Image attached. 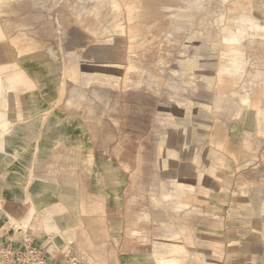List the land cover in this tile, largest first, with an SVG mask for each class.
I'll list each match as a JSON object with an SVG mask.
<instances>
[{"label":"rangeland","instance_id":"rangeland-1","mask_svg":"<svg viewBox=\"0 0 264 264\" xmlns=\"http://www.w3.org/2000/svg\"><path fill=\"white\" fill-rule=\"evenodd\" d=\"M249 17L264 27V0H0L2 57L39 92L34 106L18 108L19 135L4 146L37 147L51 117L84 119L76 120L112 132L119 170L148 198V217H127L132 242L150 247L139 229L157 226L168 244L171 228L183 264L205 248L217 256L206 264H264V29L227 38ZM234 50L244 63L231 76ZM129 73L139 85H127ZM29 215V236L46 240L50 258L61 253L53 218L37 229L44 217L33 205ZM12 218L4 224L18 226ZM74 250L84 264L97 251Z\"/></svg>","mask_w":264,"mask_h":264},{"label":"crops","instance_id":"crops-1","mask_svg":"<svg viewBox=\"0 0 264 264\" xmlns=\"http://www.w3.org/2000/svg\"><path fill=\"white\" fill-rule=\"evenodd\" d=\"M252 21L261 27L258 30L264 29L261 24ZM1 50H5L4 45H0V112H6L8 124L0 135L6 137L4 142H0V195L5 198L0 200V242L22 247L24 239L29 237L36 246L45 250L46 257L53 264H66L67 255H76L80 259L74 250L80 247L97 250L87 252L88 264H160L159 260L163 259L183 264L175 254L184 252V249L175 240L176 231L171 228H167L168 234L174 240L168 244L158 240V234L163 230L157 226H149L148 231L144 229L145 226L139 229L140 238L146 236L147 232L152 238L154 244L148 248L139 247L129 238L131 230L127 217L136 213L139 219L148 217V212H142V207L148 206L143 203L148 198L131 192V174L126 169L119 170L116 143L109 137L112 132L105 131L103 136L98 127L89 123H83L82 126L84 119L69 114L73 118L65 117L63 121L52 125L53 118H50V124L39 135L37 147L36 142L27 140H24L28 144L26 149L22 146L12 149L4 146L10 145L11 141L16 142L19 135L18 108L34 106L39 100V92L24 70L6 63ZM38 76L40 83H44V73L40 72ZM139 83L133 81L131 73L128 74L127 85L137 86ZM244 101L248 102V99ZM47 118V114L43 113L38 120L44 122ZM178 143L175 140L171 145L176 146ZM86 151L89 152V166L83 157ZM17 160H22L24 166L20 167ZM2 168L11 169L14 175L2 177ZM30 181L29 190L25 191V184ZM177 184L180 190L185 189L182 182L178 181ZM180 203L183 202H178V207ZM32 205L44 217L37 222V229L43 227L41 224L46 222L45 216L54 220L51 230L56 233L53 237L55 247L65 249L53 258L46 254V240L29 236L23 228L28 226L32 229L34 226L29 215ZM65 209L67 212L61 214ZM155 214L156 220L163 216L158 210ZM9 216L18 220V226L4 224ZM205 250L207 252L203 256L193 257L186 264L212 263L217 257L215 252L212 253L211 248Z\"/></svg>","mask_w":264,"mask_h":264},{"label":"built area","instance_id":"built-area-1","mask_svg":"<svg viewBox=\"0 0 264 264\" xmlns=\"http://www.w3.org/2000/svg\"><path fill=\"white\" fill-rule=\"evenodd\" d=\"M66 264H82L75 255H67ZM0 264H53L45 255L43 248L36 246L26 237L22 247L0 242Z\"/></svg>","mask_w":264,"mask_h":264},{"label":"bare ground","instance_id":"bare-ground-1","mask_svg":"<svg viewBox=\"0 0 264 264\" xmlns=\"http://www.w3.org/2000/svg\"><path fill=\"white\" fill-rule=\"evenodd\" d=\"M259 28H261V27L255 23H253L251 18L248 20H242V21H240V24L236 27L237 32L228 34L229 37H227V38H230L232 41L238 40L240 36L246 34L249 30H258ZM232 56H233L231 59L232 67L227 68V72L231 73V76H233V75L236 76V72L238 70H240L241 64L244 63V59H242V57L239 55L238 50H234ZM233 67L235 68V70H232ZM0 91H2V90H0ZM6 118H7L6 112H0V135L2 134L3 130H5L7 127L8 122L6 121ZM186 120H190V119L186 118ZM183 205H184L183 203H180L179 207H183ZM180 209H182V208H180ZM159 261H160L159 262L160 264H176V260H165V259H163V260H159Z\"/></svg>","mask_w":264,"mask_h":264}]
</instances>
